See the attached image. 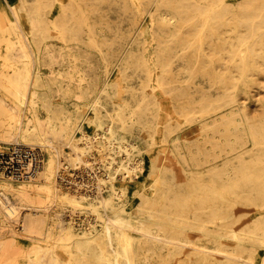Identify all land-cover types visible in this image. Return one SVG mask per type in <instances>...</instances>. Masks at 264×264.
I'll use <instances>...</instances> for the list:
<instances>
[{
    "label": "bare ground",
    "instance_id": "bare-ground-1",
    "mask_svg": "<svg viewBox=\"0 0 264 264\" xmlns=\"http://www.w3.org/2000/svg\"><path fill=\"white\" fill-rule=\"evenodd\" d=\"M0 94L45 151L0 173V264H264V0H0ZM59 144L101 154L96 196L53 184Z\"/></svg>",
    "mask_w": 264,
    "mask_h": 264
},
{
    "label": "rangeland",
    "instance_id": "rangeland-1",
    "mask_svg": "<svg viewBox=\"0 0 264 264\" xmlns=\"http://www.w3.org/2000/svg\"><path fill=\"white\" fill-rule=\"evenodd\" d=\"M5 104L8 107L13 106L11 100L3 97L0 94V99H3ZM61 100L57 101L53 100V105L57 104ZM86 118H91L92 111L89 107L85 109ZM21 118V113H19V117ZM86 131L92 133V125L86 126ZM20 131L17 130L11 136H3L0 139V154L5 153L10 147L14 145H28L16 142L19 137ZM134 136V135H132ZM31 146V145H30ZM33 147H37L40 149L42 154V163L37 169V172L42 170V165L45 158V151L42 147L32 145ZM55 157V167H54V182L53 184L70 194L71 196H80L81 194L88 193L89 198L96 196L95 190L97 188V174L102 171V156L97 151H92L90 154L85 155L88 160L86 164L77 163L73 161L72 151L69 149V146L66 144H59V153H54ZM1 173V172H0ZM2 175V174H0ZM5 174H3L4 176ZM13 180L18 181H26L25 177H14L10 175H5ZM36 177V176H35ZM30 178H34L33 176ZM133 185V181L131 183ZM60 214L61 218H63L66 222H72L75 228L80 229V227L84 226L86 220L91 219L89 214L85 212L73 210L66 205L60 206ZM59 219H54V221L49 220V224L51 227L54 223H58ZM58 229L54 228V231Z\"/></svg>",
    "mask_w": 264,
    "mask_h": 264
},
{
    "label": "built area",
    "instance_id": "built-area-1",
    "mask_svg": "<svg viewBox=\"0 0 264 264\" xmlns=\"http://www.w3.org/2000/svg\"><path fill=\"white\" fill-rule=\"evenodd\" d=\"M42 163L39 148L14 145L0 154V172L14 177H30Z\"/></svg>",
    "mask_w": 264,
    "mask_h": 264
}]
</instances>
